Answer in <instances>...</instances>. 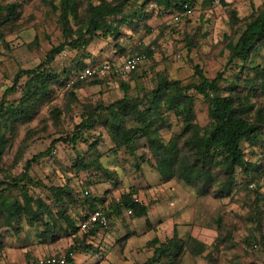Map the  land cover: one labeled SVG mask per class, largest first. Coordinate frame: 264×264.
Instances as JSON below:
<instances>
[{
  "label": "trees",
  "instance_id": "trees-1",
  "mask_svg": "<svg viewBox=\"0 0 264 264\" xmlns=\"http://www.w3.org/2000/svg\"><path fill=\"white\" fill-rule=\"evenodd\" d=\"M196 0H141L137 7L130 9L137 0H46L47 6L53 12H57L56 21L60 26L63 39L55 46H51L45 53L43 60L29 69H17L13 74L11 83L0 93V164L1 158L11 147L13 139L17 135L19 127L29 123L38 114L39 108L47 103L56 87L67 85V94L75 100L74 90L79 88L85 79L89 84L100 83V79L88 77L82 80L72 81V78L80 72L86 64L81 61L74 62L72 68L63 70L62 75L54 72L50 63L54 57L64 48L71 50L83 49L96 37L110 38L113 42L116 54L126 52L124 58L143 53L145 60L136 65L128 74V79L135 80L142 74H138L141 65L152 60V47L144 46L141 41H136L124 49L120 47V41L125 36V29L132 34H137L143 29L146 34L150 31L145 24L153 16V11L160 16L163 13L179 14L178 22L185 15L183 5L193 9ZM211 0L203 3L210 4ZM225 5L223 1H220ZM20 2L16 0L5 3L0 2V42H4L8 27H15L20 18ZM150 7V10L147 8ZM128 8L129 12L125 9ZM228 25L232 30L231 35H223L220 42L221 49L227 52V58L223 68L229 65H237L238 72L235 79L220 87L224 81L223 70L217 71L211 78L204 76L201 69L194 65L193 79L182 82L180 80L167 79L163 74L156 76L153 88L143 91L139 95L127 97L125 94L107 105L96 103L94 105H80L81 111L77 114L78 121L72 129L66 131L64 136L52 138L46 149L39 151L23 161L22 171L19 175L11 177L10 181H4L0 177V187L15 189L16 196L5 197L3 189H0V249L4 244V228L17 231V224L24 220L27 226H39L36 232V243L45 245L55 242L61 237L70 236L71 242L64 251L66 264L71 263L72 258L68 253L98 252L87 240H93L101 229L97 225L88 227L79 236V223L94 208H104V197H96L84 194L82 204L84 211L78 218H71L67 214L68 206L75 204V194L70 189L49 186L47 191L51 194L54 211L44 213L40 200H35L27 194L26 186H39L27 172L37 158L47 156L51 152V146L56 141L67 142L74 146L78 141H85L83 135L95 128L99 116L106 114L102 122L105 126L108 139L115 152L123 149L128 155L133 156L139 140L149 154L139 157V161L147 163L157 174L160 182L166 183L176 179L184 186L193 189L195 195L210 196L214 199L229 197L236 191H243L247 198L251 199L253 217L257 226H260L264 216V193H259L256 179L264 176V101H259L260 92L264 93V6L254 9L251 14L239 20L233 9H227ZM239 29V31H238ZM238 31L237 36H233ZM235 33V34H234ZM187 44L195 46L189 36H185ZM37 43V37L31 41ZM89 57V55H87ZM259 58L261 61H256ZM243 70H247L255 78L251 86L238 82V76ZM119 86L125 92L129 89L127 81L118 80ZM253 82V84H252ZM244 91H251L254 103H243ZM139 92V90H138ZM17 93L18 96L9 100L8 96ZM200 96L206 106L207 123L199 126L195 122L193 111V95ZM71 100V99H70ZM251 117L247 118V114ZM171 113L182 124L178 133L171 134L167 140H163L160 130L168 129L169 124L164 120V114ZM60 111L52 108L50 115L52 122L57 123ZM33 131H25L16 151L15 160L22 158L26 148V139ZM95 142L89 144L94 148ZM243 144L253 147L258 144L260 153L258 162H250L244 158ZM75 173L90 172L95 170L103 175L106 181L115 188L116 181H112L113 173L99 163L97 157L85 159L77 155L70 165ZM138 170V163H135ZM242 175V179L240 178ZM88 186V182H85ZM250 185V186H249ZM2 192V193H1ZM136 193L134 187L121 193L118 203L105 206L107 218L111 215L118 216L121 211L130 209L129 216L143 218L146 227L150 226L146 217V206L140 202H134L131 198ZM252 195V197H251ZM45 217V219H44ZM64 223V227L60 224ZM77 224V225H76ZM221 219L217 220L216 238L209 246L205 243L187 236L181 238L176 229L172 227L169 237L159 240L155 237L147 242L150 255L138 264H182L183 257L200 256L208 248L213 250L219 246H225L230 242V233L221 236ZM108 227V226H107ZM106 227V228H107ZM105 228V229H106ZM103 230V229H102ZM128 234L122 237V243L128 238ZM122 243L120 246H122ZM228 247V246H227ZM207 251L203 257L206 264H213L214 260Z\"/></svg>",
  "mask_w": 264,
  "mask_h": 264
},
{
  "label": "rangeland",
  "instance_id": "rangeland-1",
  "mask_svg": "<svg viewBox=\"0 0 264 264\" xmlns=\"http://www.w3.org/2000/svg\"><path fill=\"white\" fill-rule=\"evenodd\" d=\"M8 1L13 0H0L1 3ZM16 1L21 4L20 18L15 27L7 28L8 33L5 35L4 42H0V93L10 85L17 69H29L36 66L43 60L46 51L63 39L60 26L56 21L57 12L51 11L46 0ZM140 1L133 3L130 9L137 7ZM203 1L196 0L191 13L178 22L172 20V14L163 13L159 16L153 11V16L145 22L150 29L147 34L143 29L137 34H132L125 29L126 34L119 42L120 47L127 49L136 41H141L144 46L152 47V60L141 65L137 73L140 74L141 70L143 72L137 79H128V74H116L112 70L104 74H95L93 77L100 79V83L89 84L91 79L84 78L80 87L74 90L75 100L67 94V85L56 87L51 99L39 108L38 114L29 123L18 128L11 147L1 158L0 177L4 181L11 182V177L19 175L22 171L25 159L45 150L52 138L62 137L66 131L71 130L78 121L80 105L92 106L96 103L107 105L124 94L127 97L140 95L141 92L153 88L156 76L159 74H163L170 80L188 81L193 79L192 66L194 65H197L208 78L213 77L217 71L223 70L224 81L220 82V87H225L226 83L235 79L238 64L223 68L227 52L221 49L220 42L223 35L232 34L226 11L233 9L237 19L242 20L254 9L264 6V0H211L210 4ZM220 1H223L225 5H222ZM150 9V7L147 8V10ZM128 10L126 8L125 12ZM238 31L234 33L233 39ZM185 36L192 38L195 46L187 44ZM33 37H37L36 44L31 42ZM126 52L124 55L116 54L112 40L98 36L83 49L64 48L49 65L60 75L63 70L71 69L74 62L78 61L93 68L106 63L112 69L120 65ZM256 61L261 60L256 58ZM261 64L264 66L262 61ZM74 78L72 81H75ZM254 78L250 72L243 70L237 79L242 85L246 83L251 86ZM118 80H126L129 89L124 92ZM255 80L259 81L256 78ZM243 94V103L247 105L254 103L251 91H244ZM192 95L195 122L203 126L207 123L205 103L200 96ZM17 96V93H12L8 99L13 100ZM259 99L264 101V93L260 92ZM52 108L60 111L55 124L50 115ZM251 113L247 114V118L251 117ZM104 119L106 114L102 113L95 128L83 135L85 141H78L74 146L67 142H54L49 155L37 158L31 163L27 172L34 182L40 184L26 186L27 194L46 205L44 213L55 210L52 196L47 191L51 185L70 189L75 194L76 202L69 205L67 210V214L73 219L80 217L84 211L82 204L84 194L81 192L83 189L88 191L87 195L104 197L102 205L105 207L118 199L129 187H134L136 193L131 197L135 196L138 202L147 207L146 217L150 223L149 227H146L143 218H132L124 211H121L118 216H109L107 229L91 240V245L100 253L83 252L87 254H79L78 264L141 263L151 252L147 248V242L153 237L159 240L169 237L172 227L176 229L179 237L190 236L209 246L216 238L219 218L222 225L221 236L230 233V242H226L225 246H219L217 249L208 248L195 258L185 255L182 264H206L207 261L203 255L207 251L214 260L213 264H264V216L261 218L260 226H257L256 221L251 219L253 217L251 199L247 198L243 191H236L229 197L219 200L210 196L199 197L195 195L192 188L184 186L176 179L166 183L160 182L158 174L147 163L139 161L141 155H144V158L149 157L142 140L138 141L133 156L128 155L123 149L115 152L111 150L112 145L102 124ZM164 120L169 124L168 129L160 130V135L165 141L171 134L178 133L182 124L171 113H165ZM27 130L33 131L25 140L27 148L22 158L15 160V151ZM93 141H96L94 148H89V144ZM243 148L244 158L247 161L258 162L261 150L258 144L253 147L243 144ZM77 155L85 159L97 157L102 167L112 171L114 176L112 181H116L115 188L95 170L75 173L70 165ZM135 163H138V170L135 169ZM242 177L240 175L239 179ZM86 181L88 186L85 185ZM256 183L253 186L259 188V193L263 194L264 176L257 178ZM0 189H3L2 192L7 198L16 196V190L7 188L6 185L1 186ZM60 224L64 227L62 221ZM17 227L16 232L6 228L1 230L4 243L6 241L10 244L23 242L24 236H27L28 243L51 247V252L44 255H60L71 242V237L66 236L53 243L41 245L36 243L35 236V232L40 229L39 226H27L24 220H20ZM83 232L78 230L77 235L80 236ZM126 234L129 236L122 243L121 239ZM121 243L122 246H120ZM33 259L32 256L26 257L23 264H29Z\"/></svg>",
  "mask_w": 264,
  "mask_h": 264
},
{
  "label": "built area",
  "instance_id": "built-area-1",
  "mask_svg": "<svg viewBox=\"0 0 264 264\" xmlns=\"http://www.w3.org/2000/svg\"><path fill=\"white\" fill-rule=\"evenodd\" d=\"M183 12L181 15L188 16L191 13V10L186 7V5H183ZM179 17V14H174L172 16L173 20L176 21ZM145 60V56L143 53H135L132 54L126 58H123L120 65L110 68L109 65L106 63L99 64L95 66L94 68L90 65L85 66L80 72H78L74 78V80H81L84 78L92 77L95 74H104L105 72H108L112 70L113 73L118 74H126L133 70L136 65L140 64ZM250 186V185H249ZM84 194L87 193L86 190L83 191ZM134 202H138V199L133 196L131 197ZM119 199H115L113 203H118ZM126 215H130L131 210L125 209L124 210ZM97 225L99 229H105L108 226V218L106 215V209L97 207L94 208L91 212H89L86 217L79 223V230L84 231L88 227ZM74 255L72 253H68V257H73ZM66 256L65 254L55 255H43L35 258L30 264H66Z\"/></svg>",
  "mask_w": 264,
  "mask_h": 264
},
{
  "label": "crops",
  "instance_id": "crops-1",
  "mask_svg": "<svg viewBox=\"0 0 264 264\" xmlns=\"http://www.w3.org/2000/svg\"><path fill=\"white\" fill-rule=\"evenodd\" d=\"M106 229L100 230L99 233H103ZM99 233L97 234V236L99 235ZM35 236H36V232H35ZM86 243L92 244L90 240H87ZM50 250L51 247L35 245V243L31 244L30 242L28 243L27 236H24L23 242H14V244H10L9 242L6 241L3 244V247L0 249V264H23L25 262L26 257L32 256L35 259L39 256H43L44 253L51 252ZM79 254H87V253L75 252L74 256L72 257L71 263L69 264H78V260H80Z\"/></svg>",
  "mask_w": 264,
  "mask_h": 264
}]
</instances>
